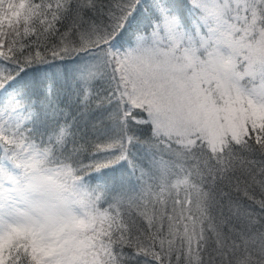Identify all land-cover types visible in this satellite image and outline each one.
I'll use <instances>...</instances> for the list:
<instances>
[{
    "label": "snow or ice",
    "instance_id": "6c2138e0",
    "mask_svg": "<svg viewBox=\"0 0 264 264\" xmlns=\"http://www.w3.org/2000/svg\"><path fill=\"white\" fill-rule=\"evenodd\" d=\"M0 264H264V0H0Z\"/></svg>",
    "mask_w": 264,
    "mask_h": 264
}]
</instances>
